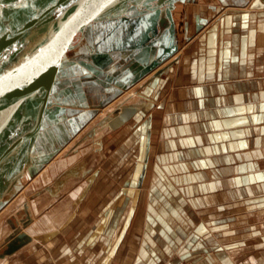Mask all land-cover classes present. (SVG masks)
<instances>
[{
  "label": "crops",
  "instance_id": "obj_1",
  "mask_svg": "<svg viewBox=\"0 0 264 264\" xmlns=\"http://www.w3.org/2000/svg\"><path fill=\"white\" fill-rule=\"evenodd\" d=\"M146 1L90 21L57 58L46 98L67 163L23 203L32 239L0 264H264V6L170 0L159 35ZM131 93L116 105L137 104L130 119L99 124L114 107L85 129Z\"/></svg>",
  "mask_w": 264,
  "mask_h": 264
},
{
  "label": "water",
  "instance_id": "obj_2",
  "mask_svg": "<svg viewBox=\"0 0 264 264\" xmlns=\"http://www.w3.org/2000/svg\"><path fill=\"white\" fill-rule=\"evenodd\" d=\"M23 1L25 0H0V12L15 8L14 12L18 13ZM129 1L112 0V3H108V0H42L38 11L23 20L19 32L12 39L0 41V76L14 78L20 75L22 79L20 82L13 81L0 95V206L15 192V185L25 167L47 162L52 157H44L31 148L42 122L49 117L55 119L61 108L58 105H48L50 101L46 98L53 80L50 71L54 69L57 58L69 48L73 36L82 31L90 21L123 13ZM161 3L162 0H159V4ZM105 4L106 7H101ZM165 20L169 26L170 21L166 15ZM161 33L162 30L159 35ZM24 36L27 39H23ZM168 55L166 53L161 59ZM15 56L20 57L18 63L12 66L5 64L11 63L9 60H13ZM167 67L168 65L157 70L151 79L160 76ZM42 74L45 77L41 78ZM137 110V104L123 105L103 117L99 124L107 123L109 127L116 129ZM23 210L26 216L20 219L22 225L19 220L10 222L12 231L0 243V258L13 254L32 239L23 229L31 221L26 204Z\"/></svg>",
  "mask_w": 264,
  "mask_h": 264
},
{
  "label": "rangeland",
  "instance_id": "obj_3",
  "mask_svg": "<svg viewBox=\"0 0 264 264\" xmlns=\"http://www.w3.org/2000/svg\"><path fill=\"white\" fill-rule=\"evenodd\" d=\"M256 1L258 3V6L259 5L264 6L263 0H256ZM157 4H159V2ZM165 4H166V1L163 0L162 4L160 6H165ZM14 9L15 8L12 9L13 12H14ZM109 17L110 16L100 17V18H97L94 20L102 21V20H105L106 18H109ZM177 17H179V15H177ZM163 20L164 19L161 17L160 21L162 22ZM19 25H20L19 23H16L15 25L11 24L9 26L14 31L19 27ZM84 30H85V28L82 31L77 32L73 36V38L69 44V48L64 52L66 56H67V54L70 55L71 53H73V50L75 49L74 47L78 44L79 40L82 39V34H83ZM5 33L9 34L8 31H5ZM41 78H43V77H41ZM50 119L54 120V118H52V117H49V120ZM60 121H61L60 117H58V118H55V121L52 122L51 124L50 123H49V125L44 124L45 126H42V128L40 127V129L38 130V133H37L35 143H34L33 147L31 148V150L33 149V152L41 154L44 157H46L47 155L53 156L55 154L57 146H61L63 144L61 141H59L60 138L62 137L61 133H63L62 132L63 126L58 124ZM93 122H94L93 119L90 120V122L87 124V126H85V129L89 125H92ZM78 123L79 124L77 125V127L80 128L82 121L79 120ZM78 134H80V133H78ZM76 136L67 143L68 145L66 147H68L69 145H71L75 141ZM78 144H81V143H78ZM46 163L47 162H43L40 164H35V165L25 167L19 182L15 185V192L12 194L11 197H9L7 199V201H9L13 196H14V199H17L20 196H24L27 201L33 202L32 201L33 200L32 194H34L39 188H41L44 185V178L46 176L49 177V174H45L44 178H43L42 174H36L40 170V168L42 166H45V167L47 166L48 169H50L51 167L53 169V166H55V165H57V166L59 165V168H61L67 162H65V159H64L62 152H61L57 155L56 158H54L53 160L48 162V165H46ZM50 176H51V174H50ZM1 206H3V205H1ZM1 206H0V208H1ZM18 210L14 211L15 215H12V213H11L12 211H11L8 214H5L0 218V226H1L0 229H6V230L10 231L12 229L11 223H10L11 221L12 222L16 221V220L20 221L21 217L26 216V213L24 212L23 209L20 212ZM257 214L258 215L256 216V220H255L256 226L259 230L263 231L264 230V212L261 211ZM17 217H18V219H17ZM19 223H20V225H22L21 221ZM1 236L2 235L0 233V238H1Z\"/></svg>",
  "mask_w": 264,
  "mask_h": 264
},
{
  "label": "bare ground",
  "instance_id": "obj_4",
  "mask_svg": "<svg viewBox=\"0 0 264 264\" xmlns=\"http://www.w3.org/2000/svg\"><path fill=\"white\" fill-rule=\"evenodd\" d=\"M41 1L42 0H25V1H23V3L19 7L20 8L19 9L20 11H18V13H16V12L14 13L11 8L1 11L0 12V41H3V40L4 41H7L10 38L12 39L19 32V30L21 28L20 26H21V23L23 22V20L25 18L27 19V18L31 17L35 12L38 11V8H39V6L41 4ZM16 23H19L20 25H19V27L16 30L13 31L10 28L9 25H11V24H14L15 25ZM5 31H8L9 34L5 33ZM23 39H27V38L24 36ZM21 54H22V52L19 54V56H21ZM19 60H20V57H18V56L16 57L15 56L13 58V60H11V59L9 60V61H11V63L10 62H6L5 64H9L10 66H12L13 64L18 63ZM13 61H15V62L13 63ZM25 71H24V73H25ZM19 76H16L14 78L13 77H9L6 81H4L3 84H0V87H2L3 88V91H4V89L6 87H8L13 81L14 82H20L22 79ZM0 80H3V78L1 76H0ZM128 93H130V92H128ZM128 93H125V94H128ZM133 95H134V93H131L130 95H123L119 99H116V100L110 102L107 106H105V107H103V108L100 109L99 113L96 115V117L93 118V120H96L98 117L101 118L104 115H106L107 113L111 112L114 109V107H116L117 103L120 102V101H122L123 99H124L123 102H128L129 100H131L134 97ZM123 105L124 104H121L118 107H116L115 109H117L119 107L121 108ZM113 111L111 113H113ZM111 113H109V114H111ZM104 117H106V116H104ZM92 131H93V129H92ZM101 131H102V127H97L96 128V131H95V135L96 134H99ZM86 139L87 138H84L83 141L86 140ZM54 158H56V155H54L50 159V161L53 160ZM46 165H48V164H46ZM42 167H41L42 169L39 171L38 174H42V176H44L46 174V172H47L46 171L47 166L46 167L45 166H42ZM24 202L26 203V198L24 196H20L17 199H14V196H13L9 201L5 202V204H3V206H1V208H0V218L3 215L8 214L11 211H12V213H14L15 210H17L18 208L22 207V205H23ZM24 205H23V208H24ZM26 206H27V204H26ZM29 208H30V206H29ZM34 210L36 212L39 211V207H34ZM27 212H28V210H27ZM61 213H62V211H59L57 213L55 212L53 214V217L56 218V216L58 215V218L61 219ZM28 214H29V212H28ZM51 214H52V212H51ZM13 215H15V214H13ZM24 218H25V216H24ZM54 221H55V219H54ZM8 231L9 230H6V229H0V233L1 234L2 233H8Z\"/></svg>",
  "mask_w": 264,
  "mask_h": 264
},
{
  "label": "flooded vegetation",
  "instance_id": "obj_5",
  "mask_svg": "<svg viewBox=\"0 0 264 264\" xmlns=\"http://www.w3.org/2000/svg\"><path fill=\"white\" fill-rule=\"evenodd\" d=\"M166 1V4H165V6H164V8L162 9L161 7H160V5L162 4H157L158 2H159V0H147L144 4H145V6H144V8L143 9H153V8H155V9H159V13H160V15L158 16V18H157V21H156V24L154 25V27H153V29H154V31H155V33H158V32H160V30H163V29H165L166 27H167V20H165V15H166V11H167V9L168 8H172V3L170 4V0H165ZM156 6H158V7H156ZM171 6V7H170ZM162 10L164 11V13L162 12ZM163 13V14H162ZM164 16V20L166 21H164V23H162V25H161V23H159L160 22V18L161 17H163ZM164 26H166V27H164Z\"/></svg>",
  "mask_w": 264,
  "mask_h": 264
},
{
  "label": "snow or ice",
  "instance_id": "obj_6",
  "mask_svg": "<svg viewBox=\"0 0 264 264\" xmlns=\"http://www.w3.org/2000/svg\"><path fill=\"white\" fill-rule=\"evenodd\" d=\"M108 3H112V0H108ZM106 6H107V4H105V5H101V7H106ZM8 78H9V77H5V78H3V80H0V84H3L4 81H6ZM2 94H3V88L0 87V95H2Z\"/></svg>",
  "mask_w": 264,
  "mask_h": 264
}]
</instances>
